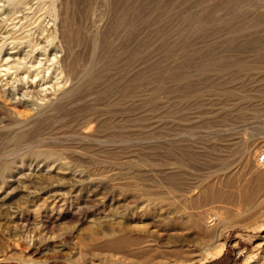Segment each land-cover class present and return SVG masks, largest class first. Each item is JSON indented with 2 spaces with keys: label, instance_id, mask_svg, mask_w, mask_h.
Listing matches in <instances>:
<instances>
[{
  "label": "rangeland",
  "instance_id": "374dc122",
  "mask_svg": "<svg viewBox=\"0 0 264 264\" xmlns=\"http://www.w3.org/2000/svg\"><path fill=\"white\" fill-rule=\"evenodd\" d=\"M261 152L264 0H0V264H264Z\"/></svg>",
  "mask_w": 264,
  "mask_h": 264
},
{
  "label": "bare ground",
  "instance_id": "6f19581e",
  "mask_svg": "<svg viewBox=\"0 0 264 264\" xmlns=\"http://www.w3.org/2000/svg\"><path fill=\"white\" fill-rule=\"evenodd\" d=\"M193 205V204H192ZM193 207V206H192ZM196 207V205H195ZM203 207V206H202ZM192 209V208H191ZM194 211H195V208H193ZM192 213V212H191ZM205 213V212H204ZM190 217L192 218L190 221L189 220H185L184 217L180 216L176 219H172L171 223L173 225L174 228H178V229H183V228H198V225L202 223V217H203V214L202 213H194L193 215H190ZM189 224V226H188ZM201 229V228H200ZM203 229V228H202ZM187 231V230H186ZM204 232V231H203ZM199 233V231H198ZM181 234V233H180ZM191 235H186L185 236H180V235H177L176 236V241L180 242V241H183V240H189L188 238H190ZM199 236V235H198ZM197 237V236H196ZM195 237V238H196ZM201 237V236H200ZM198 240V239H196ZM199 241V240H198ZM188 242V241H187ZM190 242V241H189ZM196 243V242H195ZM181 246V245H180ZM222 246L223 244H217V251L220 252L222 250ZM181 258V257H179ZM188 260V259H187Z\"/></svg>",
  "mask_w": 264,
  "mask_h": 264
},
{
  "label": "built area",
  "instance_id": "2783aa9c",
  "mask_svg": "<svg viewBox=\"0 0 264 264\" xmlns=\"http://www.w3.org/2000/svg\"><path fill=\"white\" fill-rule=\"evenodd\" d=\"M257 160H259L260 162L264 161V152L257 154Z\"/></svg>",
  "mask_w": 264,
  "mask_h": 264
}]
</instances>
